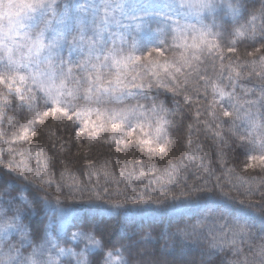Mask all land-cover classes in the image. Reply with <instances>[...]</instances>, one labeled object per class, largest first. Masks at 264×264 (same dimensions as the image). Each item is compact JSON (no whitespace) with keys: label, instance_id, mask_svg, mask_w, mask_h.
I'll list each match as a JSON object with an SVG mask.
<instances>
[{"label":"trees","instance_id":"obj_1","mask_svg":"<svg viewBox=\"0 0 264 264\" xmlns=\"http://www.w3.org/2000/svg\"><path fill=\"white\" fill-rule=\"evenodd\" d=\"M73 2L91 6L86 12L71 11L64 25L56 24V19L62 18L58 14L53 19V28L78 32L77 19L84 24L94 12L100 13L94 10L98 1ZM243 3L238 21L226 5H222L223 8L218 10L222 25L218 29L222 30L220 32L223 35L221 38L207 39L211 44L218 45L216 51L209 56L206 47H202L203 54L201 50H197L195 56L200 57V63H197L193 56L189 57V64L196 66L199 76L204 77V80H200L191 67L186 65L183 69L189 74L190 92L198 89L200 93L198 96H192L193 112L197 103L202 105L211 102L213 98L220 100L218 95L214 96V86L223 88L226 92L232 91L226 87L228 71L222 69L221 64L230 66L235 76V72L240 71L239 65L243 63V60L238 58L253 50L251 33L253 30L258 32L264 25V0H243ZM38 24L40 28L44 26L41 20ZM124 27L125 21L113 26L112 31L118 33ZM236 29H239L242 35H236ZM143 35L144 43H149L146 40L150 37H146L147 33ZM232 41L236 42L235 54L227 52V48L232 46ZM132 42L129 38L128 42L123 41V45ZM120 43L122 44V41ZM168 45H171V49ZM255 47H260L259 43ZM163 51L164 55H169V60L173 52L179 56L170 37ZM162 61L164 62V59ZM248 70L250 69H245L244 72ZM2 71L0 68V72ZM255 71L259 72L260 68L256 67ZM236 83V96L241 109L238 115L243 116L246 111H255L248 109L244 104L245 99L253 97L243 95L245 89L253 86L252 82L245 80L242 75ZM16 86L21 89L30 88L34 95L44 96V93L28 81ZM3 91V85H0V94ZM151 95H157V90L153 89ZM25 98L27 99V94ZM158 98L169 109L167 113H160L161 118L171 122L164 125L167 136L163 142V154L158 151L161 143L155 139L153 142L141 140L140 137L137 142L122 139L116 141V136L108 131L92 135L91 141L87 134L78 133L84 138L76 140L52 117L42 123L38 120L40 129L33 127L25 132L27 120L21 119V110L13 112L0 107V200L7 199L10 194L21 205L32 202L34 211L27 214L29 224L30 227L40 229L42 239L50 216L54 213L52 207L55 205L46 204L43 194L39 191L38 178L42 173H48L44 179H53L63 184L65 191L72 185H86L89 189L101 193L107 189L111 195H105L102 201L86 203L77 198L76 207L71 210V218L76 228L91 232L101 241V250L92 264L101 262L104 255L102 252L106 250L119 252L129 264L137 259L138 251L144 250L159 251L175 264H230L236 259L246 261L247 264H261V261H264V255H261V246H264V239H261L264 237V211L260 207L264 204V170L253 166L249 159L250 153L244 156L237 152L239 144H233L227 135L229 125L208 131L197 125L194 120L184 119L183 114L176 109L170 92L160 89ZM173 109H176L177 114H173ZM40 110H48L43 107L42 100ZM229 110L231 111V108ZM23 111L27 112V108ZM189 124L193 125L191 131ZM32 130H43V137H32ZM217 131L219 136L216 135ZM255 131L261 139L264 138V133ZM18 136L27 139H16ZM177 140L180 146L173 150ZM189 140L192 141L191 144ZM9 160L16 162L22 176L7 171ZM57 160L58 163L54 164ZM198 167L210 168L214 175L209 178L210 183L206 186L200 182V195L184 199L188 187L195 184L204 174L202 170L198 171ZM25 176L28 177L27 180L23 179ZM185 180L188 187H185ZM5 189L10 193H6ZM153 189L157 191L154 192ZM50 191L54 200L57 195L55 183ZM161 191L169 197H178L175 201L169 198L168 203L173 206L166 212H137L132 208L133 199H160ZM88 195V192L84 193V201ZM109 199L121 203L127 200V206L119 211H106L110 205L105 201ZM66 203L73 202L69 200ZM85 225L87 227H84ZM241 228L242 232L239 230ZM193 234L196 239L192 238ZM232 240L236 241V247L242 249L239 257L234 254V247L230 243ZM212 243H217L219 247L211 249L212 255L209 256L207 251ZM143 245L145 249L142 248Z\"/></svg>","mask_w":264,"mask_h":264},{"label":"snow or ice","instance_id":"obj_2","mask_svg":"<svg viewBox=\"0 0 264 264\" xmlns=\"http://www.w3.org/2000/svg\"><path fill=\"white\" fill-rule=\"evenodd\" d=\"M176 2L180 7L197 13V23L200 27L198 28L191 24L185 26L177 25L175 29L170 28L167 32H162L164 39L159 40V46L153 50L160 57H164L163 48L168 43V37L173 31L178 33V35L173 37V39L177 40L181 39L186 31L194 33L192 44L189 45L185 41L179 45V48L184 49V51L179 52V56L173 52L171 60L164 58V62L156 64L155 69L149 75L147 67H145L143 72L133 74L137 67V62H142V57H132L131 55L124 57L122 55L124 48L116 45L115 41H113L111 47L107 48L102 39L99 38L93 39L89 37L85 41L83 32L86 26L80 19L76 20L79 25V39L68 40L62 31L52 27L53 19L58 14L62 18L56 19V24L64 25L65 19L69 18L71 11L86 12L91 5L74 3L73 0H0V20H7L8 22L6 31L0 28V68L3 69L0 72V85H3L4 88L3 93L0 94V107L13 112L17 109L21 110V119L27 120V126L24 128L25 132L33 127L40 129L38 120L42 123L47 118L52 117L58 125L62 124L65 130L70 132L76 140L84 138L83 135L79 134H87L89 141H91L92 129L90 128V120L86 119L90 115L91 105L95 104L103 107L105 105L123 104L126 100L140 97L146 103L140 104L137 102L136 105L132 106L131 111L133 114L136 109H144L145 112L152 114L167 113L169 109L158 98L159 90L164 89L172 94L176 109H179L184 119L194 120L197 125L206 128L208 131L219 129L227 124L229 125L227 130L229 139L232 140L233 144H239L238 153L244 156H247L250 151L264 153V138L261 139V143L257 146L256 137L252 132V130H259L264 133V25L260 27L258 32L252 31L251 46L253 50L252 52H245L242 58H238L242 59L243 63L239 65L240 71H236L235 76H233L230 66L221 64L222 69L228 71L226 87L231 88L232 91L226 92L223 88L214 86V96L218 95L220 100L213 98L211 102L202 105L197 103L193 112L194 102L192 96H198L200 93L198 89L190 92L189 74L184 72L183 69L187 65L196 72L200 80H204V77L199 76V71L195 65L189 64V57L186 53L193 49H199L201 54H203L202 47H206L210 56L212 52L216 51L218 45L211 44L207 37L223 35L219 31H213L214 28H220L222 25H218L214 18L210 24H205L200 14L204 12L213 13L220 4H226L228 9L233 12L234 19L238 21L244 3L243 0H176ZM96 7L105 10V14L101 19L106 25L109 22L107 12L109 5L103 4ZM114 7L123 11L122 0L115 4ZM133 8H135V5H133ZM153 14L148 11L144 12L145 17ZM37 16H39L44 26L33 35L26 33L23 43H20L15 33L19 29L26 27L23 23L25 19L34 20ZM131 20L133 22L139 21L135 25L137 30L145 27L150 30L149 21L138 16H132ZM253 20H255L254 15ZM115 22L118 23V21ZM162 23L167 24L168 18L166 17ZM89 25L93 28V35L97 37L102 34V31L107 30L105 27L99 32L96 31L98 23L95 17L89 21ZM49 29L54 34L45 43V32ZM235 32L236 35H242L239 29H236ZM235 43V41L230 42L232 46L227 48L229 54L236 53ZM257 43H259L260 47H255ZM65 45L69 49L79 47L82 52L86 51V55L76 61L74 66L67 67V70H65L66 62L61 55ZM132 46L135 47V42H133ZM168 46L171 49V45ZM25 49L27 50V56L23 61H17L15 58L16 53ZM151 55L152 52H148V56ZM192 58L197 63H200L199 56H193ZM124 60L128 61L127 65L124 64ZM68 63L72 64L71 61ZM41 64L45 65L43 71L39 69ZM33 66L37 70L30 73L29 76H25L23 73ZM125 67H130L132 71L126 72ZM256 67L260 68L259 72L255 71ZM245 69L250 70L245 73ZM242 75L245 80L253 84L252 87L245 89L243 92L244 96H250L253 99H245L244 104L248 109H255V111H246L243 116H240L238 115L241 109L236 96V88L238 86L236 81ZM145 76H147V81L143 79ZM221 76H223V72H221ZM153 77H155L154 81ZM29 78L34 84L42 87V91L45 93L44 96L34 95L30 88L21 89L16 86L17 84H26ZM138 80H140L139 83L137 82ZM69 85H74L75 87L69 90ZM153 89L157 90V95H151ZM25 94H27V99ZM17 98L19 103H17ZM41 100L43 101V107L48 109L47 111L40 110ZM205 100H207V90L205 91ZM25 108H27V112L23 111ZM229 108H231V111ZM176 109L172 110L173 114H177ZM185 109H187L186 112L184 111ZM109 111L113 110L109 109ZM29 114L31 115L30 119ZM114 118H121V114L114 113ZM237 121H240V123H237ZM166 123L171 122L164 121L162 118L155 121L156 140L161 143V147L158 149L161 154L165 152L163 142L167 135V130L164 127ZM111 127L115 129L119 125L113 123ZM188 128L191 131L193 125L189 124ZM43 135V130L31 131L32 137L42 138ZM216 135L219 136L220 133L217 131ZM17 138L27 139V137L21 136ZM191 143L192 141L189 140V144ZM178 146H180L179 140L173 146V150ZM21 155L23 154L21 153ZM251 159L259 161V166H262V170H264V154L253 155ZM244 162L247 163V161ZM56 163H58V160L54 161V164ZM0 164H2V159H0ZM6 167L9 173H16L17 176L23 175L19 172L18 165H16L14 160H9ZM201 170L204 174L191 187H188L185 180V187H188V191L184 194V199H192L194 196L200 195L202 189L199 184L201 181L204 186L210 183L209 178L214 175L212 170L198 167V171ZM46 175L48 173L44 172L38 178L40 181L39 191L43 194L45 203H54L61 215H66L76 207L77 198L82 202L92 203L94 201H102L105 195H111L107 189L101 193L94 189H89L86 185L80 187L72 185L65 191L63 184L57 183L53 179H44L43 177ZM61 177H63V173H61ZM23 179L27 180L28 177L25 176ZM54 183L57 195H55L53 200V193L50 190L53 188ZM217 186H219V178H217ZM153 191L157 190L153 189ZM85 192L89 193L86 201H84ZM223 194L225 196L228 195L227 193ZM61 197L64 199L62 200ZM161 197L160 199H150L148 201L133 199L131 205L137 212H166L173 206L168 203L169 198L172 201L178 199L175 195L169 197L163 191H161ZM69 200L73 203H66ZM262 201H264V195H262ZM105 202L110 205L108 209H105L106 211H112L113 209L119 211L127 206V200L123 203L111 199ZM241 203H244V201H241ZM260 207L264 211V204ZM33 211L32 202L21 205L10 194L7 199L0 200V264H63L59 258L64 255L66 249L59 247L56 239L50 233L40 239V229L30 227L27 214ZM84 227L87 226L85 225ZM239 230L243 231L242 228ZM77 238L85 241V250L101 245V241L89 231L73 232L72 239L75 240ZM192 238L196 239L197 237L193 234ZM261 239H264V237H261ZM37 240L40 242L37 243ZM230 243L234 247V254L239 257L242 249L236 247L235 240ZM217 247H219L217 243L210 244L207 255H212L211 249ZM68 251L71 250L69 249ZM261 255H264V246H261ZM79 257L77 264H89L85 251H81ZM106 257L105 264H111L113 252L108 251ZM132 264H175V262L166 258L159 251L144 250L137 252V259ZM230 264H247V262L236 259L231 261ZM261 264H264V261H261Z\"/></svg>","mask_w":264,"mask_h":264},{"label":"rangeland","instance_id":"obj_3","mask_svg":"<svg viewBox=\"0 0 264 264\" xmlns=\"http://www.w3.org/2000/svg\"><path fill=\"white\" fill-rule=\"evenodd\" d=\"M92 1H98L97 5H103L108 4L109 7L107 9L108 16H109V22L105 25L104 21L101 19L104 14L105 10L103 8H96L94 10H98V12H94L92 17L88 19L84 25L85 30L83 32V36L85 41L89 37H92L93 39H102L104 42L106 48L111 47L113 44V41H115L116 45L122 46L124 48V52L122 55L124 57H127L131 55L132 57H142V62H137V67L135 69V72L133 74H139L145 70V67L148 69V74H151V71L155 69L156 64H162V59L168 58L169 55L165 54L164 57H160L159 54L155 53L153 48L159 46V40L164 39V36L162 35V32H167L170 28L175 29L177 25L179 26H185V25H195L196 27H200V25L197 23L198 16L197 13L194 11H190L186 8L180 7L176 0H122V3L124 5V10L121 11L119 8L114 7L115 4L121 2V0H92ZM133 5H135V8H133ZM222 5L226 4H220L213 13H207L204 12L200 14L201 18L203 19V22L205 24H210L215 19L216 23L218 25L220 24L219 19L221 16L218 13V10L223 8ZM129 8V10H128ZM127 9V11H125ZM148 11L151 13H154L153 15L145 17L144 12ZM216 15V16H215ZM132 16H138L143 18L144 20L149 21L150 23V30L148 27H145L144 29L137 30L136 29V23L139 21L133 22L131 20ZM95 17L98 23V27L96 31H101L103 28H107L106 31H102V34L97 37L93 35V28L89 25V21L92 20V18ZM166 17L168 18V23L164 24L162 23ZM114 18V20H113ZM40 20L39 16H37L34 20H24L23 23L25 24V28L19 29L17 33H15L17 40L20 43H23L24 35L27 33L29 35H33L36 31L40 29V26L38 24V21ZM115 21H118L115 22ZM125 21V27L120 30L118 33L117 31H112L113 26H117L118 24H121ZM40 23V22H39ZM109 24H111L109 26ZM8 22L7 20H0V28H3L5 31L7 30ZM64 33V36L68 40H72L73 38L79 39V31L78 32H71L65 28H56ZM159 29V30H158ZM151 31V32H150ZM214 32L216 31H222L218 28L213 29ZM112 32V34L110 33ZM71 33V34H69ZM147 33L146 37H150L148 40H146L149 43H144L142 37L143 35ZM53 32L50 29L49 31L45 32V43L49 39L52 38ZM151 34V35H149ZM178 35L175 31L172 32V34L169 36L170 40L174 43L176 49L178 50V53L181 51H184V49L179 48V45L184 43L185 41L191 45L192 44V36L194 33H191L190 31H186L183 33V36L181 39H173L174 36ZM221 38V36H209L207 37L210 39H216ZM131 38L133 42H135V47H133L132 43H127L125 46L121 44V41L128 42V39ZM197 50L199 49H193L189 53H186L188 57L195 56L197 53ZM152 52L151 56H148V52ZM61 55L63 59L66 62L65 70H67V67L74 66V63L76 61H79L86 55V51H81L79 47H74L72 49H69L67 45L64 46L62 49ZM159 55V56H158ZM27 56V50L20 52L18 51L16 53V59L17 61H23L24 58ZM71 61L72 64L70 65L68 62ZM124 64L127 65L128 61L124 60ZM45 68V65L41 64L39 66V69L43 71ZM37 68L35 66L29 68L26 70L23 74L25 76H29L30 73L35 72ZM125 71H132L130 67H125ZM145 81H147V76L143 77ZM155 80V77H153V81ZM29 83H31L36 89L40 90L42 93V87L37 86L34 84V82L29 78L27 80ZM138 83L140 80L137 81ZM75 86L69 85V90H72ZM45 95V93H44ZM137 102L140 104L146 103V101L143 98L137 97L136 99H130L126 100L123 104H112V105H105L103 107L98 105H91L90 108V115L86 117V119L90 120V128L92 129V135L100 134L102 131H108L116 136V141L122 139V140H132L137 142L139 140V137L141 140L144 141H151L153 142L154 139L156 140V133H155V121L159 118H161L160 113L158 114H152L150 112H145L144 109H136L135 113L133 114L131 109L132 106L136 105ZM55 106V105H54ZM99 109V111H98ZM109 109H112L113 111H109ZM114 113H120L121 118H114ZM113 123H116L119 125L118 128L113 129L111 125ZM131 125V126H130ZM142 129V130H141ZM253 134L256 137V144L259 146L261 143V138L257 135V132L255 130H252ZM139 135V136H138ZM167 136V135H166ZM166 138V137H165ZM16 139H18L16 137ZM250 162L255 167L262 168V166H259V161H254L251 159V156L253 155H260L264 154L261 152H252L250 151ZM6 193H10L8 189H5ZM52 209L54 210L53 216H50V220L46 225L45 233L42 237V239L45 237L46 234L50 233L52 237H54L57 241V244L59 247H64L66 249L64 255L60 256V261L63 262V264H77L79 257V253L81 251H85V255L87 260L89 261V264H92L94 259L96 258V254L101 250L99 247H91L85 250V241L77 238L75 240L72 239L73 232L77 231H85L77 229L74 225V222L72 221V212L69 211L66 215H61L59 211L56 209V205H53ZM39 243V242H38ZM149 248V246H147ZM145 249V246L143 247ZM71 251H68V250ZM111 250L103 251V259L101 262H96V264H105V260L107 259L106 253ZM113 252V260L111 264H129L126 260H124V257L117 251ZM27 254V253H25ZM55 254V253H54Z\"/></svg>","mask_w":264,"mask_h":264}]
</instances>
